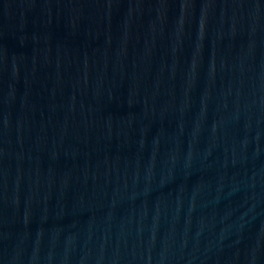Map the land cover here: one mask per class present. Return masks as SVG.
<instances>
[{
	"label": "water",
	"instance_id": "obj_1",
	"mask_svg": "<svg viewBox=\"0 0 264 264\" xmlns=\"http://www.w3.org/2000/svg\"><path fill=\"white\" fill-rule=\"evenodd\" d=\"M0 264H264V0H0Z\"/></svg>",
	"mask_w": 264,
	"mask_h": 264
}]
</instances>
